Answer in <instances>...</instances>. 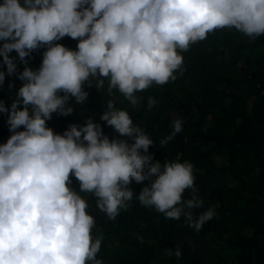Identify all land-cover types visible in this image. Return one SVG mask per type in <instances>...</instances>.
<instances>
[{
  "label": "clouds",
  "instance_id": "1",
  "mask_svg": "<svg viewBox=\"0 0 264 264\" xmlns=\"http://www.w3.org/2000/svg\"><path fill=\"white\" fill-rule=\"evenodd\" d=\"M221 28L250 39L264 35V0H0V58L6 66L0 87L6 74L23 82L9 108L0 102L12 133L0 144V264H103L97 258L102 238L91 236L94 218L68 186L70 174L109 219L134 196L166 218L183 217L197 232L213 217L212 208L195 211L204 201L192 164L178 158L151 162L152 138L111 101L99 119L120 138L109 140L91 117L62 134L46 121L53 113H72L66 102L86 98L83 86H93L90 77L97 90L106 78L109 94L116 89L131 106H141L144 97L137 92L175 80L180 52ZM65 36L78 40L76 50L53 43ZM41 47L39 68L28 67L25 57ZM13 50L16 57L8 55ZM17 60L24 66L19 72ZM146 99V108L156 104ZM171 126L159 139L161 147L181 131L182 121ZM132 181L148 183L134 194ZM185 190L188 198H182ZM165 255L179 259L180 246L166 248Z\"/></svg>",
  "mask_w": 264,
  "mask_h": 264
},
{
  "label": "trees",
  "instance_id": "2",
  "mask_svg": "<svg viewBox=\"0 0 264 264\" xmlns=\"http://www.w3.org/2000/svg\"><path fill=\"white\" fill-rule=\"evenodd\" d=\"M53 43L76 50L78 40L65 36ZM44 50L38 48L25 57L28 67L39 68ZM180 54L183 63L173 73L176 79L137 92L144 97L141 106H131L116 89L109 94L106 78L97 90L90 77L93 86H83L86 98L76 103L70 97L66 106L72 105V113H53L46 126L62 134L70 124L83 125L91 117L109 140L120 138L99 119L111 101L152 138L147 153L151 162L178 158L192 164L194 186L204 201L195 211L212 208L213 217L197 232L183 217L166 218L140 205L134 196L115 219H109L96 207L91 193L79 192V182L71 174L68 186L88 204L86 211L94 218L90 234L102 238L97 258L103 264H264V35L250 39L234 28H221ZM16 63L17 71H22L24 66L19 60ZM5 67L0 58V71ZM22 83L15 75H5L0 102L6 108ZM148 96L156 101L150 109ZM177 118L182 121L181 131L161 147L159 139L172 132ZM6 120L7 113H0V144L12 134ZM147 183L132 181L128 187L139 194ZM189 192L185 190L182 198H188ZM176 245L181 257L166 256L165 249Z\"/></svg>",
  "mask_w": 264,
  "mask_h": 264
}]
</instances>
